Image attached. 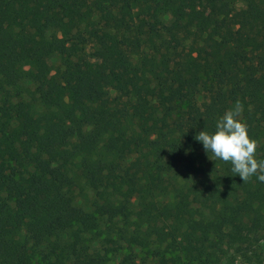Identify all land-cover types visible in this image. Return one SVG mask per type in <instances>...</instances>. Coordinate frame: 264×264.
Returning a JSON list of instances; mask_svg holds the SVG:
<instances>
[{"label":"trees","instance_id":"1","mask_svg":"<svg viewBox=\"0 0 264 264\" xmlns=\"http://www.w3.org/2000/svg\"><path fill=\"white\" fill-rule=\"evenodd\" d=\"M205 6L0 0V264H234L264 240V183L194 139L240 101L264 155V0Z\"/></svg>","mask_w":264,"mask_h":264},{"label":"clouds","instance_id":"2","mask_svg":"<svg viewBox=\"0 0 264 264\" xmlns=\"http://www.w3.org/2000/svg\"><path fill=\"white\" fill-rule=\"evenodd\" d=\"M243 111L242 103L237 101L220 117L213 133L203 130L194 139L202 143L211 160L230 163L231 172L243 183L254 176L264 183V159L257 158L259 143L250 136L247 124L241 119Z\"/></svg>","mask_w":264,"mask_h":264},{"label":"rangeland","instance_id":"3","mask_svg":"<svg viewBox=\"0 0 264 264\" xmlns=\"http://www.w3.org/2000/svg\"><path fill=\"white\" fill-rule=\"evenodd\" d=\"M205 13L209 14L211 11V0H206ZM52 64L56 67H60V64L56 58L52 59ZM256 76L250 75L246 78L249 84L256 81ZM200 84V78L195 74H185L182 76L180 82L175 87L172 93V100L183 106L184 108H193L199 105L202 98L198 95V86ZM84 86H77V90L84 91ZM25 157L22 153L17 154V160L22 161ZM261 159H264V155H261ZM90 200L93 198V192L89 189L86 190ZM80 203L82 201H79ZM234 264H264V240L257 244L252 251L243 254H236L234 256Z\"/></svg>","mask_w":264,"mask_h":264}]
</instances>
